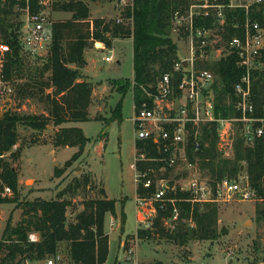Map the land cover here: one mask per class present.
<instances>
[{
  "label": "trees",
  "instance_id": "1",
  "mask_svg": "<svg viewBox=\"0 0 264 264\" xmlns=\"http://www.w3.org/2000/svg\"><path fill=\"white\" fill-rule=\"evenodd\" d=\"M89 1L102 0L54 2L53 8L71 12V15L68 18L53 19V39L48 54L33 63L30 56L22 53L15 32L17 22L12 17L16 14L14 7L17 1L0 0V33L12 47L4 61V77L15 85L16 96L27 98L40 94L46 104V112L40 114H26L13 109L2 112L0 105V203L14 202L21 208V218L14 225L8 220L3 232L6 240L1 243L4 255L0 264H27L28 261L57 255H62L69 264H105L109 253L105 216L108 212L117 215L116 200L108 197L102 187L101 196L78 201L75 198L78 190L93 184L92 178L85 175L59 189L55 197L47 199L38 196L22 201L19 197V172L7 155L16 159L19 154V150L14 151V146L19 140L20 124L42 130L52 123L55 127L54 146L78 147L66 163L80 157L90 138L82 127L64 124L90 119L89 108L94 87L81 71L87 64L85 52L92 43L104 41L112 46L115 38L133 39L134 78L129 84L133 87L137 104L146 96L145 89L153 90L157 79L171 71L179 58L177 43L171 37L173 16L176 10L185 9L191 0H131L123 9L121 17L116 19L91 17ZM30 2L32 10L40 9L37 0ZM244 15L243 9L229 12L226 31L223 33L224 41H228L234 34H241V29L233 27V22H242ZM252 16L264 23V8L252 11ZM197 23L213 24L208 18L198 19ZM210 65L221 80L220 87H216L217 112L224 117L237 116L239 112L234 108L233 99L227 101L229 96L234 98V84L243 74V69L237 64V57L231 54ZM114 81L118 84L122 79ZM47 87L52 91L46 92ZM253 98L257 114L263 115L264 68L255 70ZM121 111L119 103L113 117L121 116ZM203 129L202 147L195 149L189 144L190 159L196 161L200 168L208 170L213 185L226 176L237 178L245 170L259 197L257 217L264 220V139L258 138L254 145H247L238 132L234 139L233 156L228 158L223 157L218 149L217 124L210 123ZM136 147H143L150 156H160L151 142L144 145L139 140ZM160 164L159 161H143L139 166L158 168ZM61 171V167H56L55 174L59 176ZM5 185L12 188L10 195H3ZM154 189L155 186L148 190L138 186L137 192L148 194ZM176 196L180 198L177 202L180 211L174 227L168 226L164 220V217L172 213V206L169 205L166 210L158 211L150 227L140 228L141 236L156 231L170 241L185 244L193 239L216 240L227 233L225 227L218 226L216 202L193 203L188 199V191L182 190H178ZM121 220L125 222L124 212ZM31 232H36L37 240L30 239ZM64 247L66 252L63 251Z\"/></svg>",
  "mask_w": 264,
  "mask_h": 264
},
{
  "label": "built area",
  "instance_id": "2",
  "mask_svg": "<svg viewBox=\"0 0 264 264\" xmlns=\"http://www.w3.org/2000/svg\"><path fill=\"white\" fill-rule=\"evenodd\" d=\"M16 1L15 32L22 53L30 57L43 55L49 51L53 39L50 9L56 0H37L38 10H32L30 0ZM263 8L264 0H191L185 9L175 11L174 29L184 33L188 49H181L172 70L157 79L153 90L145 89L146 96L139 104L134 100L135 144L139 140L144 145L151 142L160 155L150 156L143 147H136L132 163L137 187L148 190L155 186L152 192H137L135 197L137 222L143 223L144 227H150L158 211L166 210L169 205L172 213L164 220L168 226L174 227L180 211L178 190L188 191V199L193 203L256 198V190L247 174L242 178L226 176L213 185L202 174L198 163L190 159L188 147L192 144L195 149L201 148L203 128L213 122L217 124L219 144L233 142L238 132L247 145H254L258 138L264 139V114H257L253 98L255 70L264 68V23L252 16V11ZM236 9L245 12L242 22H233V27L240 28L241 34H234L224 41L229 12ZM204 18L212 20L213 24L197 23L198 19ZM95 43L97 49H107L105 42ZM11 49V44L0 34V105L1 101L16 95L15 85L4 77L3 72L6 55ZM107 53L103 59L112 61L113 54ZM231 54L237 57L238 66L243 69L234 84V98L228 97V102L233 99L239 114L224 117L216 110V87H220L221 80L210 64ZM143 161H159L161 164L158 168L140 167L139 163ZM12 192V188L5 185L3 195ZM29 237L38 239L36 232H31ZM126 251L127 258H131L135 253L134 245L126 247ZM47 264H66V261L62 255H57L49 258ZM254 264H264V258Z\"/></svg>",
  "mask_w": 264,
  "mask_h": 264
},
{
  "label": "rangeland",
  "instance_id": "3",
  "mask_svg": "<svg viewBox=\"0 0 264 264\" xmlns=\"http://www.w3.org/2000/svg\"><path fill=\"white\" fill-rule=\"evenodd\" d=\"M130 3L131 0L89 1L90 14L93 18L116 19L121 17L123 9L125 10L126 5ZM70 15L71 12L63 9H50V17L54 20L68 18ZM171 37L177 43L180 54L181 49H188L186 36L182 32L178 33L173 23ZM98 46L102 44L98 43ZM87 49L90 52L95 51L89 55V51L85 53L86 59L88 55V63L82 69L85 72L87 68L85 74L94 84L90 105L92 115L88 120L70 121L64 125L82 127L90 139L80 157L70 160L67 164L78 147L54 146L55 127L52 123L42 130L20 124L19 140L14 146V151L19 150V154L16 159L7 155L19 172L20 199L23 201L37 196L47 199L55 197L58 189L64 188L76 178L82 179L85 175L92 178L93 184L91 187H81L78 190L75 197L78 201L101 196L100 189L104 186L110 198L116 200L119 213L122 215L124 211L126 212L124 223L121 218L113 220L109 215L106 217L109 253L105 264H254L264 258V220L257 217L260 202L258 196L249 201L237 198L229 202L216 203L218 226L227 229V233L216 240L193 239L185 244H178L157 234L156 231H152L151 235H140V228L146 227L143 223L137 222L135 204L137 184L132 166L136 157L135 126L132 119L134 95L133 87L131 83L129 84L134 78L133 40L117 39L114 43L112 41V46L107 45V49H97L94 42ZM107 51L113 54L112 61L103 59L108 54ZM47 54L48 51L30 58L34 63L36 59H44ZM47 75L48 73L45 78ZM115 79L122 81L116 84ZM125 90L127 91L124 92ZM49 91L52 89L47 87L46 92ZM119 103L122 107L121 116L113 117ZM1 105L2 112L6 109L26 114L46 112V104L40 98V94L27 98L15 95L1 101ZM233 129H236L235 125ZM218 149L223 157L230 158L233 156L234 141L218 143ZM56 167L62 168L59 176L55 174ZM200 170L204 176L210 178L207 169ZM244 175L246 171L242 170L237 178ZM20 218L21 208L16 203H0V259L4 255L1 243L6 240L3 236L6 224L10 220L14 225ZM124 243L126 247L132 244L135 247V253L131 258H127ZM63 251L66 252L65 247ZM49 258L51 257L45 258L44 262L48 263ZM66 264H69L68 261Z\"/></svg>",
  "mask_w": 264,
  "mask_h": 264
},
{
  "label": "crops",
  "instance_id": "4",
  "mask_svg": "<svg viewBox=\"0 0 264 264\" xmlns=\"http://www.w3.org/2000/svg\"><path fill=\"white\" fill-rule=\"evenodd\" d=\"M117 39H123V38H115L114 40H113V43L115 42V40H117ZM124 39H131V40H133L132 38H124ZM102 43L104 42V41H101ZM107 45V44H106ZM111 49V48H110ZM113 49V48H112ZM87 51H89L88 49L86 50V52ZM97 52L98 51H102V50H96ZM85 52V53H86ZM92 52H95V51H89L88 52V55L90 54V53H92ZM88 55H87V59H88ZM87 63H88V60H87ZM87 69V68H86ZM85 69V72L82 70L81 72L83 73V75L86 77V79H88V80H90V81H92L91 79H89L87 76H86V70ZM93 87H94V84H93ZM93 92H94V88H93ZM91 108V107H90ZM90 108H89V116L91 117V115L92 114H90ZM21 180V179H20ZM104 187V186H103ZM104 189H105V187H104ZM59 190V189H58ZM57 193V192H56ZM105 194L108 196V197H110L109 195H108V193H107V191H106V189H105ZM38 197V196H37ZM34 199V198H33ZM116 210H117V207H116ZM125 212V211H124ZM110 216V218H112L113 220H117V219H119V218H121V214L119 213V211L117 210V215L116 216H114V215H112L111 213H106V216H105V220H106V217L107 216ZM125 216H126V212H125ZM45 261V259H40V260H33V261H28L27 262V264H47L46 262H44Z\"/></svg>",
  "mask_w": 264,
  "mask_h": 264
},
{
  "label": "water",
  "instance_id": "5",
  "mask_svg": "<svg viewBox=\"0 0 264 264\" xmlns=\"http://www.w3.org/2000/svg\"><path fill=\"white\" fill-rule=\"evenodd\" d=\"M184 64H186V61H184ZM80 168V167H79Z\"/></svg>",
  "mask_w": 264,
  "mask_h": 264
}]
</instances>
